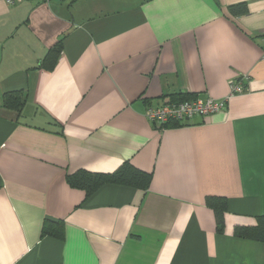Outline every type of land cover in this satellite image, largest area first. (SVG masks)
<instances>
[{
  "label": "crops",
  "instance_id": "crops-1",
  "mask_svg": "<svg viewBox=\"0 0 264 264\" xmlns=\"http://www.w3.org/2000/svg\"><path fill=\"white\" fill-rule=\"evenodd\" d=\"M236 81L188 124L144 114L174 94L222 100ZM16 90L20 112L2 105ZM125 161L151 173L146 189L86 196L66 180ZM208 195L225 199L222 232ZM258 215L264 0H0V264H264V242L234 234Z\"/></svg>",
  "mask_w": 264,
  "mask_h": 264
},
{
  "label": "trees",
  "instance_id": "trees-1",
  "mask_svg": "<svg viewBox=\"0 0 264 264\" xmlns=\"http://www.w3.org/2000/svg\"><path fill=\"white\" fill-rule=\"evenodd\" d=\"M234 13H245L246 7L240 5L231 9ZM61 51V40L51 47L44 57L41 59L39 66L50 69L53 67L59 53ZM171 100H183L190 99L187 95L174 94ZM24 101V95L22 91H8L3 94L2 105L7 108H11L20 112ZM173 124L185 125L188 122L179 123H166L164 127ZM67 182L74 187L81 188L85 191V195L88 196L93 193L99 186L106 183L129 185L136 188L146 189L151 180V173L135 167L128 161L123 162L117 169L111 172H93L85 169H79L72 173H68L66 176ZM205 202L210 206L215 214L216 228L222 232L224 227V213L226 211L225 199L208 195ZM62 227L60 223H54L45 221L42 233H49L58 237L62 236ZM234 234L239 237L250 238L264 242V215H258L256 217V223L252 226H236L234 228Z\"/></svg>",
  "mask_w": 264,
  "mask_h": 264
},
{
  "label": "built area",
  "instance_id": "built-area-1",
  "mask_svg": "<svg viewBox=\"0 0 264 264\" xmlns=\"http://www.w3.org/2000/svg\"><path fill=\"white\" fill-rule=\"evenodd\" d=\"M7 5H14L24 0H3ZM244 90L243 86L238 82L230 85L227 96L222 100L212 98L200 99H183V100H165L160 103L150 104L145 107L144 114L146 118L153 124L164 127L166 123L183 124L188 122L192 117L199 115H208L221 110L228 98L236 93Z\"/></svg>",
  "mask_w": 264,
  "mask_h": 264
}]
</instances>
